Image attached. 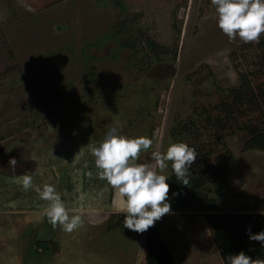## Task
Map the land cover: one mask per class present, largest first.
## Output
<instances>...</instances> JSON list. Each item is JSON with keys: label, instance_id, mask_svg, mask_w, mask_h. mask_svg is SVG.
Instances as JSON below:
<instances>
[{"label": "rangeland", "instance_id": "374dc122", "mask_svg": "<svg viewBox=\"0 0 264 264\" xmlns=\"http://www.w3.org/2000/svg\"><path fill=\"white\" fill-rule=\"evenodd\" d=\"M258 43L230 41L211 0H0V264H145V232L124 227L123 200L91 153L114 125L153 140L138 163L184 142L198 153L191 176L225 168L201 191L222 207L214 213L264 212V151L246 150L234 125L204 123L255 72ZM45 184L83 227H53L35 191ZM184 200L154 225L175 263L223 264L203 218L212 212Z\"/></svg>", "mask_w": 264, "mask_h": 264}, {"label": "clouds", "instance_id": "9594fccd", "mask_svg": "<svg viewBox=\"0 0 264 264\" xmlns=\"http://www.w3.org/2000/svg\"><path fill=\"white\" fill-rule=\"evenodd\" d=\"M218 14V27L234 41L237 36L244 43H258L264 34V0H211ZM153 140L141 136L128 138L119 134L118 126H112L99 146H92L91 153L95 157V166L99 169V177L117 189L125 210L124 227L138 234H143L160 221L165 215L172 213L169 201L170 186L168 177L163 173L171 161L172 170L184 186L190 183L189 168L197 160L195 148L184 142L172 143L162 153L152 152L154 163H138L142 152L153 146ZM10 167L17 166V160H9ZM25 190L33 187L32 176L26 173L18 177ZM40 198L48 202L44 212L49 222L62 230L71 233L83 227L80 215H70L61 194L52 185L36 187ZM174 196L179 193H173ZM264 215V212L261 213ZM250 240L260 242L264 246V231L252 234L248 230ZM39 251V250H38ZM228 264H264V259H253L241 251L228 257Z\"/></svg>", "mask_w": 264, "mask_h": 264}, {"label": "trees", "instance_id": "16d2710c", "mask_svg": "<svg viewBox=\"0 0 264 264\" xmlns=\"http://www.w3.org/2000/svg\"><path fill=\"white\" fill-rule=\"evenodd\" d=\"M91 45L97 46L99 42L96 41ZM152 47H148L150 52H154ZM258 48L260 54L255 72L241 74L239 86L225 92V96L220 99L214 110H210V113H215L214 117L208 116L204 122L221 134L230 126H236L237 130L245 133V149L251 151H264V81H260L264 78V39H260ZM86 50L87 46L82 49L83 52ZM201 113L206 116L205 110ZM256 114L259 115L260 122L251 120ZM221 136L216 139L220 145L224 134ZM210 152L211 149L208 154ZM171 163L170 161L171 176L167 180L170 186L169 201L176 207L184 208L186 206L184 193L188 191L192 198L201 204L202 209L212 212L204 214L203 218L213 231L214 242L223 264H228L230 255H237L241 251L253 259H264V246L260 242L250 240L248 234L249 229L252 234L264 231V215L214 213L223 210L222 207L217 205L216 201L206 199L207 197L201 192L219 173L224 176L225 168L216 171L207 167L201 174L191 176L188 186H184L177 180ZM173 193L179 195L174 196ZM119 229H122L121 226ZM144 240L145 264H176L169 248L154 226L145 232Z\"/></svg>", "mask_w": 264, "mask_h": 264}]
</instances>
